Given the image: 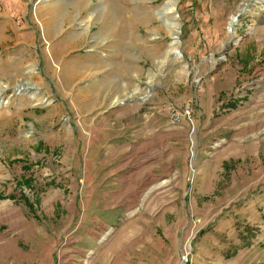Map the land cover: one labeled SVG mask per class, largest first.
I'll return each instance as SVG.
<instances>
[{"label":"rangeland","instance_id":"1","mask_svg":"<svg viewBox=\"0 0 264 264\" xmlns=\"http://www.w3.org/2000/svg\"><path fill=\"white\" fill-rule=\"evenodd\" d=\"M166 1L0 0V264H264V0Z\"/></svg>","mask_w":264,"mask_h":264},{"label":"bare ground","instance_id":"2","mask_svg":"<svg viewBox=\"0 0 264 264\" xmlns=\"http://www.w3.org/2000/svg\"><path fill=\"white\" fill-rule=\"evenodd\" d=\"M112 5L113 4H111L110 7ZM174 5H175L174 0H168L163 4V6H161L156 11V16L160 18L163 26L167 29L171 37V43L168 47L167 52L164 55V58L160 61L158 60V64L161 66H163L167 62L176 64L182 61L181 56L175 54V52H177V48H178L177 46L179 44L178 38H177L179 30H178L177 24L174 22L175 20ZM261 8L263 9L264 7H261ZM92 15L93 14L91 13L81 18H78L80 19L79 25L81 27L82 32H85L89 29V26H90V23L93 17ZM232 23L233 22L231 18L229 21L228 27H227V32L229 34H232V30H230ZM32 68L28 67V69H23L21 67V68H17L15 71L12 70L6 78L7 83H0V89L2 91H5L10 86V84L11 86L13 84H17L18 89L25 88V86H33V84L31 83H32L33 76H34L33 75L34 69ZM24 80L27 82L26 85H24L23 82H21ZM25 90H28L27 93H29V97H30L29 100H31L30 101L31 103L36 104V105H44V104L46 105L50 103L47 99L44 98L43 94L40 91H36V90L30 91L29 88H26ZM145 94H146L145 96L139 98V101L141 103L144 102L148 97V93L145 92ZM116 102H118L119 104H122L123 100H117ZM105 235H107V233ZM105 235L102 237L101 241L99 242L104 241Z\"/></svg>","mask_w":264,"mask_h":264},{"label":"built area","instance_id":"3","mask_svg":"<svg viewBox=\"0 0 264 264\" xmlns=\"http://www.w3.org/2000/svg\"><path fill=\"white\" fill-rule=\"evenodd\" d=\"M169 114H170V120L172 123H176L178 122L179 118H180V114H178L174 109H169ZM181 117H189V113L187 111H185Z\"/></svg>","mask_w":264,"mask_h":264},{"label":"water","instance_id":"4","mask_svg":"<svg viewBox=\"0 0 264 264\" xmlns=\"http://www.w3.org/2000/svg\"><path fill=\"white\" fill-rule=\"evenodd\" d=\"M175 54L179 55V53H178V52H175Z\"/></svg>","mask_w":264,"mask_h":264}]
</instances>
